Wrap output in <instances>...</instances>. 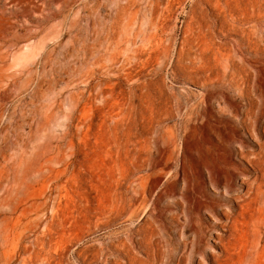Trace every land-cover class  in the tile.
<instances>
[{"label":"rangeland","instance_id":"1","mask_svg":"<svg viewBox=\"0 0 264 264\" xmlns=\"http://www.w3.org/2000/svg\"><path fill=\"white\" fill-rule=\"evenodd\" d=\"M212 2L0 0V264L113 262L92 256L105 232L51 247L112 175L147 201L118 236L151 226L167 264H264V221L244 227L264 162V15L249 7L235 31ZM141 242L119 263L154 264Z\"/></svg>","mask_w":264,"mask_h":264},{"label":"bare ground","instance_id":"2","mask_svg":"<svg viewBox=\"0 0 264 264\" xmlns=\"http://www.w3.org/2000/svg\"><path fill=\"white\" fill-rule=\"evenodd\" d=\"M211 1H213L212 3L215 8V15L217 16V19L223 24L231 25V27L234 30L238 28L242 30L243 25L247 23L249 7L253 13L256 12L258 19H263L264 14L261 11L260 7L250 6L251 4L250 2L240 4L237 3L236 0H211ZM126 27H129V24L126 25ZM243 35H246L244 30H243ZM247 35L249 36V34ZM248 42L249 45H253L255 47L256 52L254 53L262 54L263 49L261 47L262 43L261 44L259 43L260 41L257 42L250 38ZM216 53L220 54L219 49H216ZM215 57L217 58L219 56H215ZM107 61H109V59H107ZM236 77H238V74L233 72L232 79ZM239 82L241 83V81ZM53 158L54 157H50V156L48 158L45 157L44 164L38 170V175L40 178L44 179L46 175L49 176L53 175V170L49 166L50 163L54 160ZM254 165L259 167V171L261 175H260V179L257 180L256 185L251 189L250 192L251 200H252L250 207L253 209L255 215L252 216L250 222H246L244 224V227L246 228L250 226H259L264 221V162H259V163L257 162ZM115 169L113 170L116 171ZM113 176L114 175H112L111 177L113 185H111L108 191V198L98 208L85 206L79 209L78 211H76L75 217L72 218V220L70 221L68 220L66 222V228L62 229V231L58 235L57 240L51 243V247H55L57 251L62 253L64 250L67 251L68 247H71L72 245H74V243L84 239L86 234L91 235L99 232H105L107 234L108 240L107 242H101L96 248H93L92 250L93 259L95 260L106 259L108 255L113 258V262H109L110 264H120L119 260L122 259L121 254H123L124 259L130 261L131 259L130 245L132 244V237L136 235L139 236L142 241L139 245H137V250L143 251L146 255L149 256H150L149 254L150 251L153 252L152 254H154V258H153L154 264H167L166 253L160 250V241L158 240V233L151 226L148 225L143 228H138L135 231L133 230L128 231L123 235L124 237L118 236L115 232H113L110 229L113 222L117 220L124 219L125 221H133L137 219L141 207L146 205L147 202L145 198L139 197L138 195L139 192L136 193L137 190L136 192L132 191L133 187H131L132 193L128 191H122L119 185L117 184V182L114 183V181L116 180L113 179ZM119 176L121 175H118L117 177ZM124 176L125 175L121 177L124 178ZM148 196L149 195H147V197ZM75 225L77 226L86 225L85 227L86 231L84 230L85 232H81L75 235L74 238L70 239L69 236L71 234L69 235L70 232L69 228ZM250 232H252V230Z\"/></svg>","mask_w":264,"mask_h":264}]
</instances>
